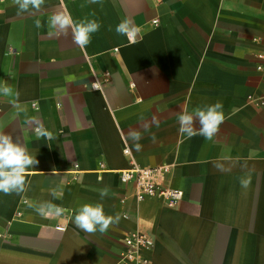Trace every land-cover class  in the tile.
Here are the masks:
<instances>
[{
    "label": "crops",
    "instance_id": "obj_1",
    "mask_svg": "<svg viewBox=\"0 0 264 264\" xmlns=\"http://www.w3.org/2000/svg\"><path fill=\"white\" fill-rule=\"evenodd\" d=\"M58 11L101 27L82 49L71 31L48 35ZM125 18L140 29L135 42L115 31ZM0 86L11 89L0 94V132L39 161L24 191L0 192V264H120L136 232L153 239L150 264H264V0H45L19 15L0 0ZM217 101L226 119L212 140L179 132L181 112ZM37 122L52 139L36 137ZM235 158L231 172L213 166ZM135 167L167 169L178 205L136 202L120 179ZM45 201L65 214L41 217ZM85 203L121 218L88 234L73 223Z\"/></svg>",
    "mask_w": 264,
    "mask_h": 264
},
{
    "label": "clouds",
    "instance_id": "obj_2",
    "mask_svg": "<svg viewBox=\"0 0 264 264\" xmlns=\"http://www.w3.org/2000/svg\"><path fill=\"white\" fill-rule=\"evenodd\" d=\"M100 0H88L90 4L99 3ZM17 7V14L26 12L37 13L42 9L45 0H13ZM34 25L37 29L43 27L40 19H36ZM48 35L59 37L67 35L71 31L73 42L80 48H85L91 42V35L99 31L101 25L96 20L84 19L79 22L73 19L68 11H58L53 13L47 20ZM119 35L126 36L131 42H135V38L140 29L132 20L125 18L115 28ZM11 93L8 86H0V94L5 96ZM17 97L19 93H16ZM17 112H26V109L20 103H14ZM179 132L191 139L196 135L203 136L207 140H212L219 131L220 125L225 121L226 117L223 111V104L217 101L214 104L205 107H197L192 112L183 111L178 117ZM197 124L199 127H197ZM37 138L52 139L53 134L44 127L43 123L37 122L34 128ZM131 138L136 142V148L141 146L138 141L141 138L139 133L133 132ZM154 139V137H153ZM39 161L35 156L31 155L28 150L17 140L13 139L12 134L0 132V192L11 194L13 192H22L25 189L26 173ZM239 163V158H235L228 166L220 161L213 162V166L221 172H231L232 168ZM242 170L247 169V163L240 164ZM242 188H247L251 183V176L248 172L239 178ZM109 193V188L100 189L99 195L101 199ZM51 195L56 198H62V193H58L55 189L51 191ZM38 215L44 218L61 217L65 214L62 206L53 204L51 201L41 202L35 207ZM120 215H106L101 204L85 203L79 210L74 213L73 223L76 227L88 234L106 232L110 226L118 223Z\"/></svg>",
    "mask_w": 264,
    "mask_h": 264
},
{
    "label": "built area",
    "instance_id": "obj_3",
    "mask_svg": "<svg viewBox=\"0 0 264 264\" xmlns=\"http://www.w3.org/2000/svg\"><path fill=\"white\" fill-rule=\"evenodd\" d=\"M157 21H153L156 24ZM98 88L97 84L92 86ZM34 108L35 105H34ZM124 154L128 155L129 150L124 149ZM167 169L149 170L142 168H132L122 171L120 179L123 183L133 182L135 191L133 198L136 202L152 197L158 199L165 207L174 208L182 199V191L165 185L162 181ZM62 230V227H57ZM124 249L120 253V264H150L148 259L142 256L144 251H148L153 246V239L142 232L129 234L123 241Z\"/></svg>",
    "mask_w": 264,
    "mask_h": 264
}]
</instances>
